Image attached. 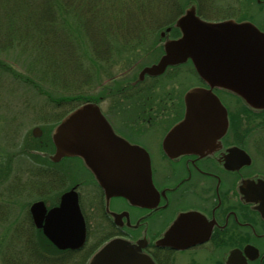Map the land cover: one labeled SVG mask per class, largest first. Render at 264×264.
<instances>
[{"label": "flooded vegetation", "instance_id": "flooded-vegetation-1", "mask_svg": "<svg viewBox=\"0 0 264 264\" xmlns=\"http://www.w3.org/2000/svg\"><path fill=\"white\" fill-rule=\"evenodd\" d=\"M231 6L237 9L222 19L249 21L264 33V0H235ZM169 36L175 39L181 33ZM254 62L264 68V58L255 57ZM181 66L192 64L170 65L163 74H145L136 81L142 67L126 84H114L93 100L101 104L117 134L149 152L156 191L152 201L139 205L124 197L107 200L93 173L75 158L85 172L70 188L79 193L88 241L91 236L98 241L116 236L139 241L157 264H264V109L242 113L232 106L243 104L238 96L216 89L231 121L219 143L203 153L166 148L169 130L184 115V97L173 95L171 89L170 96H162L157 87L165 83L157 79ZM193 74L198 85L207 86L192 67ZM166 121L170 123L162 131ZM66 160L58 169L69 177ZM183 214L188 215L182 218ZM168 232L170 239L163 241Z\"/></svg>", "mask_w": 264, "mask_h": 264}, {"label": "water", "instance_id": "water-1", "mask_svg": "<svg viewBox=\"0 0 264 264\" xmlns=\"http://www.w3.org/2000/svg\"><path fill=\"white\" fill-rule=\"evenodd\" d=\"M174 27L181 36L166 40L165 54L158 63L146 66L140 79L146 73L161 74L169 65L193 61L209 87L196 86L187 91L185 116L172 127L164 144L166 148L174 146L178 153H203L219 143L229 127L228 110L214 88L231 91L247 105L264 109V70L260 62H254L255 57L264 58V33L250 22L205 20L195 4L186 7ZM42 134L40 127L33 129L35 137ZM52 140L55 151L50 159L82 158L105 190L107 200L124 197L134 205L153 200L156 189L149 153L117 134L94 102L68 113L52 130ZM30 212L34 224L43 228L59 248L77 249L85 244L86 222L75 188L62 195L59 205L48 209L43 200H38ZM143 248L139 242L113 238L94 253L88 264H156Z\"/></svg>", "mask_w": 264, "mask_h": 264}, {"label": "rangeland", "instance_id": "rangeland-1", "mask_svg": "<svg viewBox=\"0 0 264 264\" xmlns=\"http://www.w3.org/2000/svg\"><path fill=\"white\" fill-rule=\"evenodd\" d=\"M66 1L23 0L11 3L15 14L21 13L24 6L31 5L37 9L39 16L43 14L47 18L51 17V14L57 16L56 23L53 24L49 21V30L46 32L48 31L49 36H58L64 33L63 38L67 39L66 46L72 51L67 56L72 59L73 69L76 71L72 75V73H64L61 69L56 68L60 63L68 61L67 58L62 60L58 55H55L56 51H68V48L64 46L63 49L62 45L59 50L58 44L53 48L50 44L44 45L40 38H45L47 36L45 33L33 34L19 30L13 43L11 40L7 43L0 42V60L6 65L4 68L8 69L0 67V165H5L8 171L0 184V233L13 220L19 218L22 219V222L27 220L29 207L34 201L43 199L47 203L55 205L63 191L72 186L73 179L84 176L85 170L79 161L74 158L68 159L66 162L69 178L62 181V184H53V188H50L45 181V184H41L33 176L41 162L21 150L22 144L27 143L33 137L32 131L35 127L40 126L43 131L46 130L47 134L51 131L56 122L53 120L54 116L47 114L60 110V108L54 107L56 100L59 98L62 100V97L72 95H105L109 90L108 87L114 84H126L124 82L134 78L145 64L156 61L162 53L160 40L162 29L156 32L142 31L138 33L134 30H123L121 25L125 17L123 6L131 4L130 0H80L77 2L82 4L81 8L84 9L96 1L101 18L106 20V17L109 16L107 23L101 24L105 29L106 39L101 35L103 38L100 40L96 33H101V31H97L94 27V31L90 34L84 32L77 18H69L64 15L67 14L64 12ZM179 1L182 3L183 0ZM196 1L198 9L206 19L220 20L224 16L234 13L235 6L231 5L235 4V0ZM4 5L10 4L4 3ZM44 24L46 25L45 19ZM131 26L133 29L135 28L136 18L132 19ZM97 29L100 30V26H97ZM73 31L77 35L74 36ZM32 37L39 38V40L32 42ZM59 43L61 42L59 41ZM173 74L176 76L170 79ZM157 80L161 83L163 81L165 85L168 83L166 87H164L165 85L163 87L155 86L160 89L162 96L167 95V97L170 96V89L174 90L173 95L182 97L189 86L198 83V78L194 74L192 75L191 66H181L169 70L164 78L161 77ZM233 105L240 109V112H247L243 104L235 103ZM168 123L170 122H165L162 131L167 129ZM160 128L163 126L160 125ZM151 149L156 151L153 144ZM30 183L36 185L32 190L27 187V184ZM38 185L41 186V189ZM43 197L50 199L46 200ZM89 204L85 199V208H88ZM88 218H90L89 214ZM18 223H15L13 228ZM91 237L93 238L87 243L89 251L84 254L86 255L85 260L102 241V239L98 241L95 236ZM85 260L83 264H86ZM53 264L55 263L53 262Z\"/></svg>", "mask_w": 264, "mask_h": 264}, {"label": "trees", "instance_id": "trees-1", "mask_svg": "<svg viewBox=\"0 0 264 264\" xmlns=\"http://www.w3.org/2000/svg\"><path fill=\"white\" fill-rule=\"evenodd\" d=\"M13 1L21 2L23 0H0V4L2 3V5H0V37L4 36L8 38L6 42L2 43H7L9 40L13 43L15 36L18 34L19 30H21L25 33H45L47 36L42 39L40 38V40L44 42V45L50 44L51 48H53L55 45L57 47L58 44L59 50L62 45L64 49L67 40L66 38H63L64 33L59 34L58 36H49L48 31L46 32V30H49V21L53 24L56 23L57 16H55V14H51V17L48 18L44 14L40 15V17L45 19L47 26L44 24L45 26L40 25L34 27L32 17L28 15V13L31 12L30 14L33 13L34 15L39 16L36 11L37 9L34 6L28 5L24 6L20 11L21 13L15 14L12 8L13 4H11ZM79 1L80 0H67L64 4V12L67 14L64 15L69 18H77L79 24L84 29V32H89L90 34V32L94 31V27L97 31L104 32L105 29L101 24L107 23L109 16L106 17V20L101 18L99 15V6L96 1H93L95 2L94 4L86 6L84 9L81 8L82 4L79 3V5L77 3ZM191 1L194 0H183L182 3L179 0H130L131 4L123 6V8H125V17L121 22L122 28L125 31L134 30L137 33L142 31L156 32L159 29H164L173 24L175 19L183 12V8ZM4 3H9L10 5L3 6ZM24 11L27 13H23ZM133 18H136V26L134 29L132 26L130 27ZM97 26H100V30L97 29ZM73 35L75 36L77 33L73 31ZM37 40H39V38L36 39V37H32V42ZM59 41L61 43H59ZM67 48L68 51H56L55 55H58L60 59H68V61L60 63L56 68L61 69L64 73L69 72L73 75L76 70L73 69L72 59L67 56L68 53L70 54L72 51L69 47ZM0 63V67L8 70L4 68L6 65L1 60ZM92 98H94V96H64L62 97V100L60 98L56 100L57 102L54 105L55 108H60V110L47 115L56 117V119L53 117V120L56 122L55 124H57L69 111ZM64 101L66 103H63ZM30 139L31 140L27 143L25 142L22 144L21 150L23 153H27V155L38 160V162H41L40 167L35 169L33 176L36 177L41 184H45V181L50 188H53V184H62L64 177L62 175L58 176L56 165L47 162V160L42 158V155L39 153H46L54 148L51 139L47 136V132L40 139L34 137H31ZM6 174H8V171L6 170L5 165H0V184ZM35 186L34 183L27 184V187L31 188L30 190L35 188ZM38 186L41 189V186ZM43 198H46V200L50 199H48V197ZM15 223L18 224L13 228ZM42 240L43 242H41ZM58 258L60 260H69L72 258L73 260L78 259L74 253L59 250L49 240L47 241L42 232L35 228L29 213L27 220L25 219L23 222L21 218L13 220L10 225L7 224L6 228L0 233V264H45L47 260H49L48 264H53Z\"/></svg>", "mask_w": 264, "mask_h": 264}, {"label": "bare ground", "instance_id": "bare-ground-1", "mask_svg": "<svg viewBox=\"0 0 264 264\" xmlns=\"http://www.w3.org/2000/svg\"><path fill=\"white\" fill-rule=\"evenodd\" d=\"M31 12H29L28 13V15H30L31 17H32V21H33V26L34 27H38V26H42L43 24H44V18L43 17H40V16H36V15H34L33 13L32 14H30ZM257 29L259 30V28L257 27ZM163 32H165L164 34L165 35H162L163 34ZM172 33V31L170 30V31H167V28H165V29H163V30H161L160 31V40L161 41H164V40H166L168 37H169V35ZM104 36V39H106V37H105V33L104 32H102L101 31V33H96V36H98V38H99V40L101 39V38H103L102 36ZM4 37V36H3ZM7 37H4V38H1L0 37V42H6L7 41ZM94 103L96 104V105H98L99 106V108H100V110H101V112H102V114L103 115H105V113H104V111H103V109H102V106H101V104L100 103H98V102H95L94 101ZM61 121V120H60ZM60 121L57 123V124H55V125H58L59 123H60ZM37 127H40V126H37ZM41 128V127H40ZM42 129V128H41ZM43 130V129H42ZM45 131V132H44ZM43 131V133H46V130H44ZM47 136L49 137V138H52V130L47 134ZM46 153H48V152H46ZM54 153V152H53ZM53 153H51V154H53ZM51 154H47V155H43L42 156V158H44V159H46L47 160V162H51V163H53L54 165H56V170L59 168V165H60V163H61V161H63L64 159H72V158H79V159H81V160H83L82 158H80V157H64L62 160H60L59 162H53V160H51L50 159V156L49 155H51ZM151 172H152V167H151ZM100 185V184H99ZM41 200H43V199H41ZM36 201H38V200H36ZM36 201H34V202H36ZM33 202V203H34ZM32 203V204H33ZM31 204V205H32ZM31 207V206H30ZM30 207H29V209H30ZM82 212H83V215H85V213H84V211H83V209H82ZM36 229H38V230H40L41 232H42V234H43V236H44V238L48 241L49 240V237L47 236V235H45V233H44V231H43V228H38L37 226L35 227ZM50 241V240H49ZM38 242V241H37ZM41 242H43V240L41 241ZM45 242V241H44ZM51 242V241H50ZM134 242V241H133ZM136 242H139V241H136ZM136 242H134V243H136ZM39 243V242H38ZM52 243V242H51ZM101 243V242H100ZM139 243H141V242H139ZM141 244H143V243H141ZM144 245V244H143ZM145 247V246H144ZM85 256L86 255H81L79 258H78V260H79V262L80 263H83L84 262V260H85ZM59 257V256H58ZM153 258V257H152ZM59 259V258H58ZM56 260V261H54V263L55 264H78V262L77 261H72V260H64V259H59V260ZM88 259H90V257H88L85 261H87ZM154 259V258H153ZM155 261V260H154ZM156 262V261H155ZM157 264V263H156Z\"/></svg>", "mask_w": 264, "mask_h": 264}]
</instances>
